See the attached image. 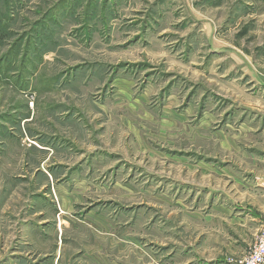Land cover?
<instances>
[{"label":"rangeland","instance_id":"1","mask_svg":"<svg viewBox=\"0 0 264 264\" xmlns=\"http://www.w3.org/2000/svg\"><path fill=\"white\" fill-rule=\"evenodd\" d=\"M263 223L264 0H0V264H236Z\"/></svg>","mask_w":264,"mask_h":264},{"label":"built area","instance_id":"2","mask_svg":"<svg viewBox=\"0 0 264 264\" xmlns=\"http://www.w3.org/2000/svg\"><path fill=\"white\" fill-rule=\"evenodd\" d=\"M236 264H264V223L253 245Z\"/></svg>","mask_w":264,"mask_h":264},{"label":"crops","instance_id":"3","mask_svg":"<svg viewBox=\"0 0 264 264\" xmlns=\"http://www.w3.org/2000/svg\"><path fill=\"white\" fill-rule=\"evenodd\" d=\"M58 255H60V254H58Z\"/></svg>","mask_w":264,"mask_h":264}]
</instances>
